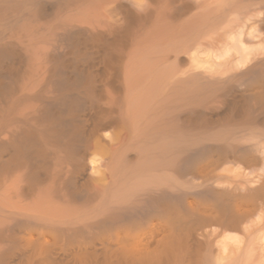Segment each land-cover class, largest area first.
<instances>
[{"label":"bare ground","instance_id":"6f19581e","mask_svg":"<svg viewBox=\"0 0 264 264\" xmlns=\"http://www.w3.org/2000/svg\"><path fill=\"white\" fill-rule=\"evenodd\" d=\"M0 264H264V0H0Z\"/></svg>","mask_w":264,"mask_h":264}]
</instances>
